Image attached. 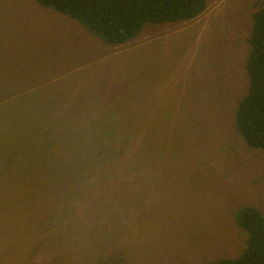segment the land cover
<instances>
[{"label": "rangeland", "instance_id": "374dc122", "mask_svg": "<svg viewBox=\"0 0 264 264\" xmlns=\"http://www.w3.org/2000/svg\"><path fill=\"white\" fill-rule=\"evenodd\" d=\"M205 1L194 20L146 24L108 45L34 0H0V104H58L50 114L66 129L90 131L74 147L95 139L91 119L118 120L121 136L97 153L123 152L121 168L56 184L58 195L16 184L15 164L0 162V264H209L243 253L239 213L264 219V153L235 123L262 0Z\"/></svg>", "mask_w": 264, "mask_h": 264}, {"label": "trees", "instance_id": "16d2710c", "mask_svg": "<svg viewBox=\"0 0 264 264\" xmlns=\"http://www.w3.org/2000/svg\"><path fill=\"white\" fill-rule=\"evenodd\" d=\"M34 1L99 34L108 45L134 40L146 24L194 20L207 8L205 0ZM248 43V90L238 104L235 123L246 145L264 153V0L253 15ZM57 105L0 104V162L14 163L16 184L29 181L35 184V193L58 195L56 184L74 185L94 176L106 175L109 164L112 171L122 165V150L107 149L97 153L102 144L121 136L116 134L114 125L120 121L91 119L92 125L88 128H92L95 139L86 146L74 147V144H84L78 139L79 134L89 135L90 131L78 134L75 129H66L69 125L65 120H57L50 114V106ZM31 111L33 115H30ZM50 126H54L53 129H49ZM63 150L70 152L69 161L62 155ZM91 159L93 162L98 159L101 163L88 164ZM36 182H40L37 187ZM237 223L248 234L243 253L236 259L209 264H264V219L260 212L246 207L239 213Z\"/></svg>", "mask_w": 264, "mask_h": 264}]
</instances>
